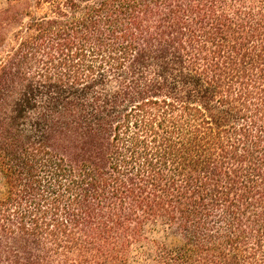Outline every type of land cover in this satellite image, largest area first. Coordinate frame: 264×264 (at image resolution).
I'll return each mask as SVG.
<instances>
[{
    "label": "trees",
    "instance_id": "obj_1",
    "mask_svg": "<svg viewBox=\"0 0 264 264\" xmlns=\"http://www.w3.org/2000/svg\"><path fill=\"white\" fill-rule=\"evenodd\" d=\"M264 264V0H4L0 264Z\"/></svg>",
    "mask_w": 264,
    "mask_h": 264
},
{
    "label": "rangeland",
    "instance_id": "obj_2",
    "mask_svg": "<svg viewBox=\"0 0 264 264\" xmlns=\"http://www.w3.org/2000/svg\"><path fill=\"white\" fill-rule=\"evenodd\" d=\"M3 3L4 0H0V5ZM147 239V241L138 243L132 248L129 264H149V257L153 248L150 244L151 241H157L169 248L180 243V237L176 231L164 225L149 227Z\"/></svg>",
    "mask_w": 264,
    "mask_h": 264
}]
</instances>
